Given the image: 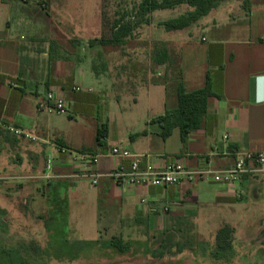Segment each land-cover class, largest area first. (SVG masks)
Instances as JSON below:
<instances>
[{
	"label": "crops",
	"instance_id": "1",
	"mask_svg": "<svg viewBox=\"0 0 264 264\" xmlns=\"http://www.w3.org/2000/svg\"><path fill=\"white\" fill-rule=\"evenodd\" d=\"M231 1L234 0H223L203 17H213L219 7ZM49 2L39 0L47 13L51 8ZM235 2H239L243 13L230 19V28L232 34H238L239 30L241 36H226L223 31L228 25L226 21L219 24L216 18L210 17L202 22L204 18L201 17L197 25L201 30L211 32L205 50L207 67L195 81L189 72L182 75V69L175 73V90L179 81L187 91L203 87L206 82L209 84L214 95L208 98L201 125L189 132L184 141L178 127L162 137V127L157 119L166 112L165 94L144 92L148 100L147 112L120 138L111 136L112 128L108 124L104 139L101 144L95 140L93 151L75 150L98 155L96 163L83 166L56 150V146L72 147L63 134L61 120L53 117L56 114L38 109V100L55 88L65 99L67 107L71 102L74 103L73 109L85 105L95 115L97 106H89L86 102L95 95L90 92L92 88L89 86L85 96L79 98L71 92L74 87H67V81L75 71L74 66L87 56H92L93 61L94 58L103 60L105 56L112 63L106 49L109 43H102L105 40L101 37V27L92 37H86L79 28H71L65 33L54 26L48 16H39L35 10L18 12L14 0H0V180L18 176L44 178L45 159L51 155L54 179L100 174L96 184L90 182L97 188L100 201L99 233L104 231L111 238L122 239L141 229L161 233L165 242L176 241L175 234H185V229L192 231L201 208L204 211L212 206L230 205L233 199L247 196L254 183L253 177L264 173V166L259 172L242 174L236 185L243 191L239 198L226 184L209 178L176 185L123 188L106 175L118 164L128 165V159L110 155L113 145L125 147L132 153L148 152L152 155L150 161L158 167L178 159L187 169L208 167L220 170L231 166L237 153L264 152V0ZM201 40L208 38L202 36ZM126 41L125 37L119 46ZM153 43L158 49L167 46L169 50L162 37ZM170 61L175 65L178 60ZM100 65L105 71L103 61ZM91 69L93 75H99L94 63ZM79 78L91 81L92 77L81 72ZM148 82L157 81L152 77L151 81L147 79ZM174 94L175 100L168 111L177 105V92ZM109 96L117 98L118 94L111 92ZM84 97L88 98L78 106L79 99L84 100ZM104 112H111V108ZM6 125L33 138L15 135L5 129ZM98 127L96 124L95 136ZM52 180L45 179L48 187H53ZM17 188L24 186L19 184ZM72 189L75 190L74 185Z\"/></svg>",
	"mask_w": 264,
	"mask_h": 264
},
{
	"label": "rangeland",
	"instance_id": "2",
	"mask_svg": "<svg viewBox=\"0 0 264 264\" xmlns=\"http://www.w3.org/2000/svg\"><path fill=\"white\" fill-rule=\"evenodd\" d=\"M141 2L50 0L47 13L39 0H14L18 12L35 10L39 16H48L65 33L79 28L86 37H92L101 27V37L109 40L114 21L130 28L123 46L109 43L106 47L112 63L105 56L94 61L87 56L74 66L75 71L67 81L68 88H80L71 91L79 98L85 96L89 86L95 94L90 99H79L78 106L88 98L87 105L98 108L93 115L85 105L73 109L71 102L68 113H53L54 118L61 120L63 134L74 150L93 151L96 124L99 127L104 124L106 131L110 124L111 136L120 138L147 112L144 92H164L167 111L175 100V71L182 69V75L189 72L195 81L207 67L205 50L211 32L201 30L197 23L179 32L166 31L162 25L164 20L185 12L186 5L143 12ZM235 3L234 0L223 4L213 17L219 24L226 21L228 25L223 28L226 36L239 38L242 33L238 30V34H232L230 28V19L243 13L239 2ZM211 16L203 17L202 22ZM202 36L208 40L202 41ZM161 37L169 46L170 59L178 60L177 64L172 63L170 71L167 63L152 62L153 41ZM102 61L105 71L100 65ZM92 63L98 68V76L92 73ZM81 72L93 79L81 80ZM152 77L157 82L146 83ZM104 92H117L118 97ZM107 104L111 108L109 113L104 112L109 109ZM45 179L18 176L0 180V264H264V173L253 177V186L244 198L233 199L230 205L212 206L204 211L201 208L192 231L176 233V241L165 242L161 233L139 229L128 238L121 237L128 244L125 251L108 245L112 239L109 234L98 232L100 201L97 188L90 185V177H51L52 188ZM19 184L24 188L18 189ZM225 224L231 226L233 233L231 247L223 250L216 245L215 233ZM162 245L168 247L161 249Z\"/></svg>",
	"mask_w": 264,
	"mask_h": 264
},
{
	"label": "built area",
	"instance_id": "3",
	"mask_svg": "<svg viewBox=\"0 0 264 264\" xmlns=\"http://www.w3.org/2000/svg\"><path fill=\"white\" fill-rule=\"evenodd\" d=\"M26 1V0H22ZM44 6V5H43ZM78 91V86L73 88ZM38 109L47 113L66 114L69 109L66 101L53 88L38 100ZM5 129L15 135H23L26 138H33L32 135L24 133L18 128L6 125ZM226 137V135H225ZM56 150L61 154L69 155L74 161L86 166L94 164L98 160V155L75 151L65 146H56ZM110 155L121 159H128V165H116L106 175L113 179L118 187L130 186H165L176 185L183 182L191 183L196 180L211 179L214 182H222L232 189L235 197H241L242 189L237 188L242 174L256 173L264 166V152L246 151L237 153L234 163L224 169L213 170L208 167L187 169L178 159L167 162L162 167L155 166L148 152L132 153L127 148L119 145L110 147ZM52 157L48 155L45 162L44 178L49 179L54 176L52 171ZM100 174H91V184L97 183Z\"/></svg>",
	"mask_w": 264,
	"mask_h": 264
},
{
	"label": "trees",
	"instance_id": "4",
	"mask_svg": "<svg viewBox=\"0 0 264 264\" xmlns=\"http://www.w3.org/2000/svg\"><path fill=\"white\" fill-rule=\"evenodd\" d=\"M221 1L223 0H142L140 8L143 12H152L158 9H172L176 6L186 5L187 9L185 12L162 22L166 31H179L196 23L201 17L216 8ZM110 35L112 38L109 40L104 38L103 44H121L125 40V37L127 38L130 35V28L123 22L116 20L111 26ZM170 60L166 47L162 49L154 48L152 62L167 63L170 71L172 66ZM175 92H177V105L175 109L172 111L167 110L157 120L162 127V137L168 136L174 127H178L180 137L184 141L189 132L201 125L203 116L206 113L208 98L214 94L207 82L203 87L187 91L182 82L179 81ZM105 135L106 128L103 124L97 128L96 142L101 144ZM232 233L233 230L230 225L225 224L220 227L215 234L217 247L223 250L229 249L231 247ZM108 245L120 251H125L128 248V244L117 237L112 238L108 242ZM166 247L168 246L162 245L161 249H165Z\"/></svg>",
	"mask_w": 264,
	"mask_h": 264
}]
</instances>
